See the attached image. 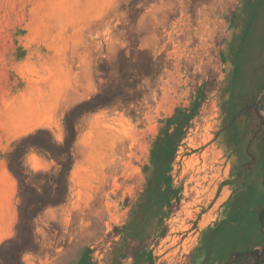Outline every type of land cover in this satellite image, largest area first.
<instances>
[{
	"label": "rangeland",
	"instance_id": "obj_1",
	"mask_svg": "<svg viewBox=\"0 0 264 264\" xmlns=\"http://www.w3.org/2000/svg\"><path fill=\"white\" fill-rule=\"evenodd\" d=\"M262 210L264 0H0V264H227Z\"/></svg>",
	"mask_w": 264,
	"mask_h": 264
},
{
	"label": "trees",
	"instance_id": "obj_2",
	"mask_svg": "<svg viewBox=\"0 0 264 264\" xmlns=\"http://www.w3.org/2000/svg\"><path fill=\"white\" fill-rule=\"evenodd\" d=\"M259 222L261 224L262 232L264 235V212L261 213L259 217ZM236 263L264 264V249L238 254L233 260L229 261L227 264Z\"/></svg>",
	"mask_w": 264,
	"mask_h": 264
},
{
	"label": "crops",
	"instance_id": "obj_3",
	"mask_svg": "<svg viewBox=\"0 0 264 264\" xmlns=\"http://www.w3.org/2000/svg\"><path fill=\"white\" fill-rule=\"evenodd\" d=\"M263 212H264V210H262V211L259 213V217H260L261 213H263ZM256 250H259V249H254V250H252V251H256ZM252 251H249V252H252ZM245 253H247V252H245Z\"/></svg>",
	"mask_w": 264,
	"mask_h": 264
}]
</instances>
